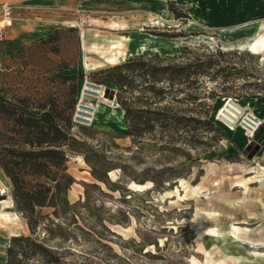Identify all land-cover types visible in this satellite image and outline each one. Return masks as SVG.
<instances>
[{"label":"rangeland","instance_id":"rangeland-1","mask_svg":"<svg viewBox=\"0 0 264 264\" xmlns=\"http://www.w3.org/2000/svg\"><path fill=\"white\" fill-rule=\"evenodd\" d=\"M115 15L127 23L157 15L164 24L114 30L107 23ZM253 19L264 20V0H151L133 12H90L81 23L0 39V86L10 94L36 92L42 101L57 102L61 116L73 120L80 97L92 103L90 120L80 119L84 126L70 128L97 149L113 183L95 178L84 155L70 152L68 171L75 181L68 198L79 204L61 218V226L50 222L52 208L37 207L35 233L20 212L18 225L0 219V264H6L17 234L32 235L55 250L46 261L33 254L22 264H264V244L255 243L264 241V50L226 47L223 40L232 25ZM149 33L174 56L165 62L203 64H194L189 81L183 73L161 77L159 96L144 91L150 81L140 75L148 65L138 62L126 73L132 85L121 92L103 81L106 73L97 70L155 53L108 62L92 48L108 49L106 36ZM132 46L128 41L123 47ZM86 60L96 66L88 68ZM86 80L99 84L100 93L86 91ZM119 94L133 113L148 108L150 130L126 136ZM229 99L237 109L230 107L235 115L226 116L221 108ZM248 114L260 121L253 133L243 123ZM3 132L0 125V138ZM2 177L0 201L10 200L12 187L3 192ZM134 182L146 187L138 189ZM2 207L19 211L16 205ZM209 229L221 238L210 236Z\"/></svg>","mask_w":264,"mask_h":264},{"label":"trees","instance_id":"trees-1","mask_svg":"<svg viewBox=\"0 0 264 264\" xmlns=\"http://www.w3.org/2000/svg\"><path fill=\"white\" fill-rule=\"evenodd\" d=\"M141 57L146 60L131 58L97 71L106 73L102 80L113 82L121 92L124 86L132 85V79L130 80L126 74L128 70H132V65L136 62L141 64L142 68L148 65L140 75L146 79L145 82L150 81L143 86L144 91L152 90L155 96H159L163 91L156 86L159 80L173 79L175 74L183 73L182 79L189 81L191 73L195 72L192 69L194 64L197 63L198 66L203 64L202 61H189L176 67L174 64L165 62L166 59H172L174 56L170 54L159 56L157 52L151 56ZM154 60L155 62L152 63ZM150 77V80L147 79ZM4 96L8 99H3ZM120 96L121 94L118 101L124 109L127 122L126 136L131 135L134 138L141 132L150 130L151 118L144 115L148 108H139L138 113H133L135 110L128 100ZM58 105L57 102L42 101L37 98L36 92H26L17 96L0 86V125L4 130L0 138V167L10 180L16 208L27 220L32 233L36 232L39 225L36 215L37 207L52 208L50 214L55 217L50 218V222L61 226L63 222L60 221L61 218H67V215L73 212L71 209L79 204L71 203L68 198V190L75 181L74 176L68 171L67 161L70 152L83 154L85 160L91 165L93 176L107 185L113 184L107 178L110 166L97 155L98 153H95L97 149L71 131V125L84 126L85 124L74 121L73 117L61 116L56 109ZM163 116L162 120H164ZM84 201L88 204L89 199L85 198ZM33 254L46 261L47 258L54 256L55 250L32 235H13L8 246L6 264H22L25 257Z\"/></svg>","mask_w":264,"mask_h":264},{"label":"crops","instance_id":"crops-1","mask_svg":"<svg viewBox=\"0 0 264 264\" xmlns=\"http://www.w3.org/2000/svg\"><path fill=\"white\" fill-rule=\"evenodd\" d=\"M16 4L15 15L19 18L11 26H7L4 29V36L8 39L16 37L26 36L28 33H34L36 29L41 31H48L51 28L77 21L79 23L83 20V14L99 13V12H125L135 11L141 7L144 3L151 4V0H0V17L2 16V4L10 2ZM164 20L160 16H152L143 19L134 20L131 23H127L120 15H115L108 23L107 26L114 30H126L129 28L142 29L145 25H163ZM264 20L253 22L250 28L238 27L231 28L227 31V37L225 38V45L227 46H240L246 48L253 53H260L264 50ZM222 35V34H220ZM158 35L144 34L140 36H129L126 34H118L114 37L106 36V39L110 41L108 49L104 50L100 46H94L92 49L98 52L99 55L108 62H115L119 57H127V55L137 53H155L162 52V43L157 42ZM166 38V37H165ZM199 38L208 41L204 35ZM224 38V36H223ZM131 41L132 48L123 47L126 42ZM170 41H167L169 43ZM264 59V57H263ZM88 68L96 66L95 63L88 62L86 60ZM4 180L3 192H6L8 188H11L9 178L1 170ZM0 175L2 176V174ZM2 177V178H3ZM4 179V178H3ZM15 205V196L12 195L10 200L4 199L0 201V219L3 224L15 223L19 224L20 214L19 211L11 213L3 209L2 206ZM12 234H17V230L13 228Z\"/></svg>","mask_w":264,"mask_h":264},{"label":"built area","instance_id":"built-area-1","mask_svg":"<svg viewBox=\"0 0 264 264\" xmlns=\"http://www.w3.org/2000/svg\"><path fill=\"white\" fill-rule=\"evenodd\" d=\"M15 7H16V4L13 3L12 1L5 2L2 4V16L0 17V39L4 38L3 36H4L5 27L13 25L15 23V21L19 18L17 15H15ZM86 85H87L86 91L96 93V94L100 93V89H99L100 85L99 84L86 80ZM80 107L87 109L85 112L88 114H86V116L84 118H81L79 116L81 113L85 114L84 111H82ZM89 115H91V113L89 112L88 108H86V103L84 102L82 97H80L79 104L77 107V114H76V117H78V118H74V121H76L78 123L83 122L80 119H84L85 121H89L90 120ZM259 123H260V121H258V123L255 124V126H248L249 130L253 133L254 130L256 129V127L259 125Z\"/></svg>","mask_w":264,"mask_h":264},{"label":"bare ground","instance_id":"bare-ground-1","mask_svg":"<svg viewBox=\"0 0 264 264\" xmlns=\"http://www.w3.org/2000/svg\"><path fill=\"white\" fill-rule=\"evenodd\" d=\"M199 1V0H198ZM253 21H255L254 19L253 20H247V21H245V22H243V23H240V24H237V25H232V28H238V27H245V28H250L251 26H252V24H253ZM264 31V30H263ZM224 32H226V31H224ZM223 36H224V40H225V38L227 37V33L225 34V33H223ZM263 37H264V35H263ZM86 63V62H85ZM87 64V63H86ZM87 88V85H85V90H87L86 89ZM89 92V91H88ZM84 93V92H83ZM237 106V105H236ZM92 107V103H86V108H88V109H90ZM233 108V107H235V105H233V103H232V100L231 99H229L228 101H227V103H226V105L223 107V108H221V114H224V115H230V114H232V115H235V112H234V110L233 109H231V108ZM236 108V107H235ZM237 109V108H236ZM83 111V110H82ZM84 113L85 114H88V113H86L85 111H84ZM230 113V114H229ZM243 123L244 124H246L247 126H255V124H257L258 123V121H257V119L254 117V116H252V115H250V114H248V116H245V119L243 120ZM230 166H231V168H232V163L230 164ZM239 182H240V184L242 185L244 182H243V180H239ZM264 182V181H263ZM134 184H135V186H137V188L138 189H141V188H143L144 186L146 187V184H144V183H137V182H134ZM14 230V229H13ZM234 230H232V231H229L231 234H233L234 236H235V234H234V232H233ZM209 235L210 236H212V237H215V239H220L221 238V235H220V232H217V231H215V230H213V233H209ZM253 242V241H252ZM245 258V257H244Z\"/></svg>","mask_w":264,"mask_h":264},{"label":"clouds","instance_id":"clouds-1","mask_svg":"<svg viewBox=\"0 0 264 264\" xmlns=\"http://www.w3.org/2000/svg\"><path fill=\"white\" fill-rule=\"evenodd\" d=\"M210 234L213 233L212 229H209ZM255 243L257 244H264V241H256Z\"/></svg>","mask_w":264,"mask_h":264}]
</instances>
